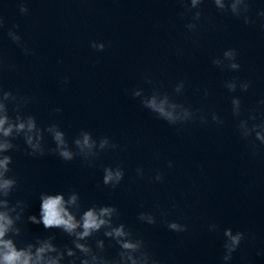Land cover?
<instances>
[{
  "label": "water",
  "instance_id": "water-1",
  "mask_svg": "<svg viewBox=\"0 0 264 264\" xmlns=\"http://www.w3.org/2000/svg\"><path fill=\"white\" fill-rule=\"evenodd\" d=\"M27 6L29 14L22 16L17 0H0L6 20L0 50L6 62L15 65L4 70L0 83L31 97L25 112L35 115L41 126L58 123L70 141L81 129L96 138L108 135L120 148L88 168L79 157L71 162L48 154L30 157L18 139L19 150L9 153L10 175L19 181L13 199L27 201L29 214L37 216L42 191L75 189L84 208L113 204L120 209V221L141 234L163 264H221L223 230L250 232L255 241L242 244L232 264H242V258L248 264H264V257L256 255L264 249V148L256 156L250 154L235 131L230 94L223 87L233 75L252 81L247 93L238 94L246 112L264 111L258 105L264 98V30L259 24L245 26L218 13L210 2L203 5L208 19L195 37L185 32L175 0H27ZM259 6L264 0H258ZM16 23L35 55L25 56L7 38V28ZM91 40L104 42L105 50L91 49ZM227 48L239 53L238 73L221 72L211 63ZM65 76L70 83L61 86ZM145 76L169 92L184 80L186 91L178 101L218 112L224 125L197 122L177 132L132 97L137 87L150 92ZM197 88H207L209 97L203 99ZM55 108L62 111L55 113ZM46 141L52 146L50 138ZM169 160L174 162L171 169ZM110 164L126 171L116 189L101 183L102 168ZM137 166L145 169L143 179L136 176ZM156 170L165 173L164 183L151 180ZM173 203L178 207L173 209ZM157 204L169 210L168 219L187 223L189 230L174 233L161 222L146 225L137 220L140 211H151L159 221ZM211 223L219 225L217 232L208 230ZM53 234L55 243H69L59 229L45 230L42 224H28L24 238Z\"/></svg>",
  "mask_w": 264,
  "mask_h": 264
},
{
  "label": "clouds",
  "instance_id": "clouds-1",
  "mask_svg": "<svg viewBox=\"0 0 264 264\" xmlns=\"http://www.w3.org/2000/svg\"><path fill=\"white\" fill-rule=\"evenodd\" d=\"M19 13L22 16L29 14L27 0H17ZM180 5V19L184 20V30L194 37L198 35L201 22L208 19L205 16L203 5L210 2L218 13L229 15L245 26H256L264 30V6L257 7L258 0H175ZM159 27L157 23L155 25ZM6 27L3 10L0 9V31ZM21 25L13 24L7 28V38L21 49L25 56L35 55V50L29 48L20 34ZM89 47L96 52L105 50V43L91 40ZM182 54V49L177 50ZM239 53L235 48L225 49L221 55L212 58V65L221 72L238 73L241 63ZM63 61H58L62 63ZM15 65L6 62L0 50V79L5 69L13 70ZM144 83L151 86L150 92L143 87L132 90L134 99H139L143 108L164 121L167 125L182 131L192 123L208 126L210 123L217 127L224 125V119L216 111L205 112L202 108H193L179 102L178 97L185 94L186 82L179 80L172 91L162 90L150 77L145 76ZM61 86L68 85L67 76L59 81ZM223 87L230 94L231 113L236 119L235 131L239 137L247 142V147L252 156L259 154L264 148V111L259 109H244L241 95L247 93L252 87V81L242 80L238 75H233L224 80ZM202 92L203 99H207L210 91L207 88L195 90ZM31 102V97L6 90L0 83V264H163L150 251L145 238L135 232L126 223L120 221V209L113 204H92L84 208L81 196L75 189L67 193L40 192L39 215L29 214L30 204L23 199H13L14 193L19 188V181L12 172L13 157L9 153L19 150L15 143L22 139L26 155L34 158L46 154L59 157L64 162H71L80 158L88 168H94L100 157L108 152L119 150L120 145L112 137L103 135L98 138L86 130L81 129L69 140L66 132L56 122L41 126L35 115L25 112L26 106ZM264 107V98L258 101ZM55 113L62 111L55 108ZM46 137L51 139L52 146H48ZM138 143L140 141H137ZM259 142V143H257ZM169 169L174 167V162H167ZM102 185L116 189L125 179L126 171L120 164L106 165L102 168ZM136 176L143 179L145 169L137 166ZM151 180L164 183L165 173L156 170ZM100 185H98L99 187ZM159 221L157 215L151 211H140L137 220L146 225H156L158 222L174 233H185L189 230L187 223L176 219H168V209L160 207ZM173 209L178 205L173 203ZM143 208V205H141ZM28 224H42L45 230L59 229L69 239L67 244L55 243L56 236H35L25 239ZM210 232H217L219 225H208ZM223 255L221 264H232L234 254L237 253L245 242H254L255 234L225 228L223 230ZM114 250V251H113ZM257 256L264 257V249L257 250ZM242 264H248L242 258Z\"/></svg>",
  "mask_w": 264,
  "mask_h": 264
}]
</instances>
